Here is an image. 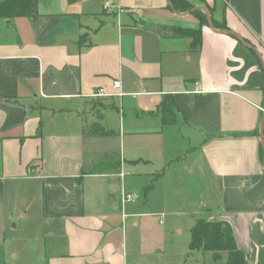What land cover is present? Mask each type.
Returning a JSON list of instances; mask_svg holds the SVG:
<instances>
[{
    "label": "crops",
    "instance_id": "0c3cea01",
    "mask_svg": "<svg viewBox=\"0 0 264 264\" xmlns=\"http://www.w3.org/2000/svg\"><path fill=\"white\" fill-rule=\"evenodd\" d=\"M202 1L213 28L168 0H38L34 16L0 17V264L7 229L28 224L19 250L42 264H227L188 247L203 217L184 234L149 217L177 160L213 187L191 217L226 221L264 264V0ZM173 27H201L199 47ZM100 87L122 95L90 96ZM124 190L145 199L122 204Z\"/></svg>",
    "mask_w": 264,
    "mask_h": 264
},
{
    "label": "rangeland",
    "instance_id": "374dc122",
    "mask_svg": "<svg viewBox=\"0 0 264 264\" xmlns=\"http://www.w3.org/2000/svg\"><path fill=\"white\" fill-rule=\"evenodd\" d=\"M193 2L200 4V1L198 0H193ZM114 101L115 104L118 105V101L116 99H114ZM172 133L173 131L165 132L163 143H169L171 148H176L177 145H180L179 143L184 145L186 144L183 140H177L175 137H172ZM188 163L191 162L188 161ZM175 164L176 166H174ZM175 167H177L176 170L174 169ZM165 172L167 176L164 177V180L168 185V194H165L164 192L162 193L163 189H161V187H157L155 188V191L150 193V196H148L150 204L155 208L154 211L162 212V215L161 213H158L160 215L149 216L151 219H153V221L156 222V228H164L169 220L175 222L176 224H180L181 228H186L187 226H184V223H186V221L188 223V221L192 219L196 220L198 216L205 218L207 213H202V211L200 210L196 212L195 215H193V217L195 218L191 217V213L193 212V209L197 207V205H192L191 203L193 202L190 201V198L192 197L198 198V196L200 195L201 198L206 199L208 194L211 195L213 187H211V185L207 181H205L204 176L199 171L193 174L188 173V171L182 167V163L180 162V160L171 162ZM149 192H151V190ZM144 199L145 193L141 190L139 192V198L137 201H144ZM162 202L167 203V206L165 208H161ZM180 203L183 204V208H180ZM174 212H180V215H176ZM160 219L163 221L162 224H160L159 222ZM184 228L182 231L183 234L185 233ZM32 231L33 225L30 226V224H28L27 229L21 233V236H19V234L17 233L18 231L14 235L11 230L7 229L5 238H7L8 241L13 238V240L10 241L13 250L10 251V256L8 258L5 255L4 264H42L41 253L40 256H38L37 252L33 250L22 252L19 250V246L24 244L25 242L29 244L35 243V239L31 233Z\"/></svg>",
    "mask_w": 264,
    "mask_h": 264
},
{
    "label": "trees",
    "instance_id": "16d2710c",
    "mask_svg": "<svg viewBox=\"0 0 264 264\" xmlns=\"http://www.w3.org/2000/svg\"><path fill=\"white\" fill-rule=\"evenodd\" d=\"M73 1V0H71ZM200 4L203 3L202 0ZM174 11L185 12L194 6L190 0H170ZM38 0H0V17L14 18L15 16H34L37 12ZM205 9H209L205 5ZM192 14L198 19L199 24H207L206 13L199 9H192ZM215 27L225 28V24L213 21ZM173 34H182L190 38L191 48H198L201 40V27L196 29L189 28H172ZM82 38V36H81ZM259 156L263 160V150L260 149ZM190 250L202 249L212 253V258H220L222 253L226 254L227 264H250L246 259L245 253L236 245L233 231L230 225L224 220H207L198 218V220L189 228Z\"/></svg>",
    "mask_w": 264,
    "mask_h": 264
},
{
    "label": "built area",
    "instance_id": "2783aa9c",
    "mask_svg": "<svg viewBox=\"0 0 264 264\" xmlns=\"http://www.w3.org/2000/svg\"><path fill=\"white\" fill-rule=\"evenodd\" d=\"M107 4H108V2H105L104 5L106 6ZM112 85H113V87H116V88L120 87L118 80L112 81ZM121 95H122L121 91L109 92V91L105 90L104 87H100L97 90H95L94 92H91L90 96H94V97L118 96V97H120ZM260 109L262 111H264V109L262 107H260ZM138 197H139V193L124 190V192L121 194V203L124 204L126 202H134V201H136V199Z\"/></svg>",
    "mask_w": 264,
    "mask_h": 264
},
{
    "label": "water",
    "instance_id": "95a60500",
    "mask_svg": "<svg viewBox=\"0 0 264 264\" xmlns=\"http://www.w3.org/2000/svg\"><path fill=\"white\" fill-rule=\"evenodd\" d=\"M168 4H169L171 10L174 11L173 8H172V5H171L170 0H168ZM193 8H198V7H192V9H193ZM199 8L202 9V10H204V12L206 13V17H207V24H208L211 28H213V25L211 24V17H210L209 12H208L207 10H205L204 8H202L201 6H199ZM192 9L189 10V11H187V12H183V13H181V12H176V11H174V13H176V14H189L190 12H192ZM219 31H220V32L223 31V32L230 33V31L227 30V29H222V30H219ZM262 108L264 109V106H263ZM263 122H264V111H263L262 122H261V125H260L261 128H260V135H259V136H260L261 145H262V149H263V156H264V140H263V128H264V126H263ZM263 169H264V157H263Z\"/></svg>",
    "mask_w": 264,
    "mask_h": 264
}]
</instances>
